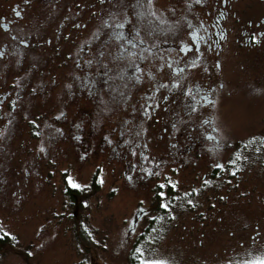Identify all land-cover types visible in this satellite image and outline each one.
I'll return each instance as SVG.
<instances>
[{
  "label": "rangeland",
  "instance_id": "374dc122",
  "mask_svg": "<svg viewBox=\"0 0 264 264\" xmlns=\"http://www.w3.org/2000/svg\"><path fill=\"white\" fill-rule=\"evenodd\" d=\"M24 1L27 28L40 35L42 53L23 90L34 88L35 98L25 94L23 111L0 133V236L14 242L13 251L0 253V264H129L153 219L147 264H264V47H228L219 106L209 114L229 143V158L198 150L199 159L188 150L192 102L180 103L179 112L162 105L129 129L120 125L126 117L120 107L99 109L113 93L97 91L98 69L86 76L78 67L84 46L103 49L107 60L117 46L128 49L124 36L129 46L154 50L176 43L186 18L197 13L194 0H0V13ZM129 61L123 54L117 68L123 72ZM128 90L122 85V102ZM223 160L221 177L207 179ZM68 187L82 191L80 210Z\"/></svg>",
  "mask_w": 264,
  "mask_h": 264
},
{
  "label": "flooded vegetation",
  "instance_id": "af4514ba",
  "mask_svg": "<svg viewBox=\"0 0 264 264\" xmlns=\"http://www.w3.org/2000/svg\"><path fill=\"white\" fill-rule=\"evenodd\" d=\"M27 5L29 1L10 3L7 4L5 12L0 13L2 134L8 128L10 118L23 111L25 94L28 98L36 96L34 88L23 92L27 86L32 85L31 80L37 67L35 62L42 53L40 35L27 28V22L31 18ZM194 5L197 13L186 18L185 27L176 43H165L154 50L139 47L136 43L129 46L131 38L124 36L122 39L128 49L123 51V45L117 46L107 60L103 49L101 51L99 48L97 52L92 53L91 47L84 46L78 55V67L83 73L87 72L86 76L91 69H98L97 74L102 81L97 83V91L111 87L105 91L113 93L111 100L108 96L107 104L103 98L99 109L101 107V111H107L120 107L121 116H126L120 120V125L130 124L129 129L135 127L132 123L137 120H148L153 110L157 111L162 105L164 111L178 108L179 112L180 103L185 104L184 101L189 100L193 104V127L188 133L189 152L199 159L203 158L204 151H209L207 156L213 152L218 153L220 159L225 153V159H228L229 143H223L221 140L215 117L209 112L217 113L220 99L218 79L230 44L243 51L264 47V0H194ZM123 54L130 61L122 72L117 67L120 66V57ZM32 58L35 61L30 64L28 60ZM108 73L117 75L118 79L111 80L110 76L106 78ZM122 85L129 89L127 100L124 102ZM185 85L188 87L185 88ZM133 97L135 103L133 107L128 108L127 101ZM154 102L157 103L155 108ZM181 108L185 109L183 105ZM198 150L202 152L199 153ZM236 150L240 149L236 148L232 157H236V153L240 154V151ZM203 155L205 156L204 153ZM223 164L224 160L205 177H221V172L214 175V171L221 170Z\"/></svg>",
  "mask_w": 264,
  "mask_h": 264
},
{
  "label": "trees",
  "instance_id": "16d2710c",
  "mask_svg": "<svg viewBox=\"0 0 264 264\" xmlns=\"http://www.w3.org/2000/svg\"><path fill=\"white\" fill-rule=\"evenodd\" d=\"M218 172L222 173V170H219V169L215 170L214 175ZM92 187L94 188L95 191L98 190L100 187L97 176H95L93 179ZM66 193H67V196L72 201V203L76 205L75 206L76 209L78 208L80 210V208H82V205H83L82 199L84 197L82 195V191L68 187ZM162 193H163L162 188L161 187L157 188L156 197H155V203L157 207H160L163 202V200L161 199ZM175 194L176 192L172 189V186H169L167 189L168 197H174ZM164 212L165 211L162 210V213ZM157 222L158 221L156 219L151 220L148 226L146 227V229L143 231V233L136 239L129 253V257H128L129 264H147L144 261V253H145V249L149 248L150 245L152 244V242L150 241V238L153 237V234L157 227ZM76 232H77L76 235L78 236V239L80 241H83L82 243L85 245L86 250L87 251L90 250V252L93 253V249L91 245L92 242H90L89 236L88 234H86L85 228H83V226L81 227V226H78V224H76ZM13 247H14V242L9 236H0V253H3L5 251L7 252L10 250L13 251Z\"/></svg>",
  "mask_w": 264,
  "mask_h": 264
},
{
  "label": "snow or ice",
  "instance_id": "6c2138e0",
  "mask_svg": "<svg viewBox=\"0 0 264 264\" xmlns=\"http://www.w3.org/2000/svg\"><path fill=\"white\" fill-rule=\"evenodd\" d=\"M73 187H76V185H73Z\"/></svg>",
  "mask_w": 264,
  "mask_h": 264
}]
</instances>
